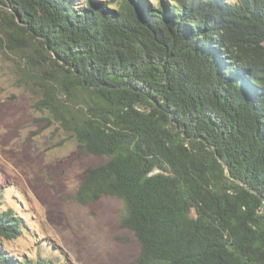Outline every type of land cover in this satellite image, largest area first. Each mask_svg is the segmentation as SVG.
Wrapping results in <instances>:
<instances>
[{
    "label": "trees",
    "instance_id": "1",
    "mask_svg": "<svg viewBox=\"0 0 264 264\" xmlns=\"http://www.w3.org/2000/svg\"><path fill=\"white\" fill-rule=\"evenodd\" d=\"M0 18L34 108L104 159L75 201L123 203L136 264H264V0H0ZM23 229L0 211V264H53L4 250Z\"/></svg>",
    "mask_w": 264,
    "mask_h": 264
},
{
    "label": "rangeland",
    "instance_id": "2",
    "mask_svg": "<svg viewBox=\"0 0 264 264\" xmlns=\"http://www.w3.org/2000/svg\"><path fill=\"white\" fill-rule=\"evenodd\" d=\"M17 58L0 41V211L12 209L24 227L4 250L53 264H136L139 245L118 228L123 203L113 197L92 205L75 201L82 172L104 159L79 150L37 112L38 96Z\"/></svg>",
    "mask_w": 264,
    "mask_h": 264
}]
</instances>
